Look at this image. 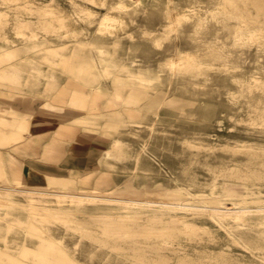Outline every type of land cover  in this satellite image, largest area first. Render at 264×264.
<instances>
[{
	"label": "rangeland",
	"instance_id": "obj_1",
	"mask_svg": "<svg viewBox=\"0 0 264 264\" xmlns=\"http://www.w3.org/2000/svg\"><path fill=\"white\" fill-rule=\"evenodd\" d=\"M26 1L0 0L8 37L0 38V186L16 202L0 205V264H140L100 244L101 232L95 243L40 209L79 216L109 198L57 202L53 193L21 190L125 198L117 189L127 184L154 188L152 202L130 201L129 211L181 214L209 229L175 230L159 250L168 264H264L260 212L248 211L247 224L229 233L210 218L264 205V32L241 36L264 29V0H49L66 16L56 32L42 29ZM106 13L110 21L100 24ZM20 18L32 20L36 37L15 34ZM241 19L247 26L235 37ZM176 46L198 56L173 73L164 60ZM76 87L87 102L66 101ZM61 88L64 97L56 96Z\"/></svg>",
	"mask_w": 264,
	"mask_h": 264
},
{
	"label": "bare ground",
	"instance_id": "obj_2",
	"mask_svg": "<svg viewBox=\"0 0 264 264\" xmlns=\"http://www.w3.org/2000/svg\"><path fill=\"white\" fill-rule=\"evenodd\" d=\"M54 1V0H53ZM74 3H77L76 1L72 0ZM94 1V0H91ZM51 1H41V4H33V2L26 1L22 4L23 7H26L29 11H37L40 15L38 18L39 23H41L42 29H44L46 32H56L57 27L64 26L66 22V16L61 13L60 10H57V6H52L50 4ZM228 5L231 7H235L236 4L233 0H227ZM34 5V6H33ZM7 13L0 10V21L6 18ZM47 15V16H45ZM179 17L178 15H176ZM180 16L186 17V14L181 13ZM243 18V17H242ZM110 15L108 13L103 14L100 17V24H107L110 21ZM242 24L237 25L235 27V30L233 31L235 37H248V38H257L261 35L262 32H264L263 28H259L258 31L253 32L251 30L244 31V33L237 34V30L240 29V27L246 28V22H244L241 19ZM112 24H109V26ZM24 28L29 29L28 32L24 30ZM237 29V30H236ZM14 32L16 35H20L22 37L28 38V37H36L38 33L32 28V20L27 18H20L17 20L14 26ZM239 31V30H238ZM240 33V32H239ZM263 34V33H262ZM0 38L7 39L6 32L2 29V25H0ZM217 38V37H216ZM176 52L173 54L168 55L164 63L168 64L170 68L172 69L173 73L181 72L184 69H188L192 66V63L190 60L196 58L198 55L195 52H188L183 51L177 46L175 47ZM200 63V62H196ZM177 69H181L180 71H177ZM258 75V74H257ZM260 78V77H259ZM246 81V80H245ZM52 88H54V85L50 84ZM63 87V86H61ZM64 89L61 88L60 92L58 91L56 96L64 97L67 95H64ZM85 91L81 88H74L73 91L70 93V98L66 101L69 102L72 105H79L82 102H87L88 95L83 94ZM120 93L115 94V98H120ZM59 102V101H58ZM91 103H93V99L90 100ZM264 110V109H263ZM15 138V137H14ZM13 138V139H14ZM2 140V139H0ZM13 141H6V143H10ZM120 143L114 142L112 143V148L119 149ZM256 146V145H255ZM7 147V146H6ZM258 147V146H256ZM248 148V147H247ZM251 148V147H249ZM259 149V148H258ZM118 154L121 155V153L118 151ZM230 167V166H229ZM249 173L254 174V171L251 170ZM249 175V174H246ZM245 178L244 176H242ZM248 177V176H247ZM145 188V190H144ZM144 188H137L131 186V184L125 185L123 188H118L117 191L118 194H121V192L127 191V196L125 198H120L119 196L111 195L106 196L102 193L100 194H81V193H72L67 191H51L44 189L42 187L35 188V187H23L21 190L30 192V193H39V194H55L56 197H58V201H64L65 196H73V197H84V198H96V199H110L111 202L109 203L106 208H103V210L99 212H86L82 213L79 216L71 211H59L60 209L56 208H40L43 210L49 211V213H55V215H49L51 218H58L60 219L64 225L65 228H70L75 231H78L80 234L86 235L89 237L93 242L98 241V237L96 236V233L99 231L102 235H104L106 238L100 239L99 243L108 246L110 248H113L116 251H122L125 253H128L134 262H138L140 264H168V256L162 255L159 253V250L163 247L168 246L169 244L173 243V236L175 230H180L184 233L192 234L193 236H200V234H209V229L194 220H192L189 217H186L185 215H174V216H160L156 214L151 213H140V212H134L129 211L128 206L130 205V201H147L152 202L153 200L150 199L149 192L153 191L154 188H148L147 186H144ZM157 189L164 190V188L159 187ZM183 187L179 186L177 190L180 192L182 191ZM247 189L248 186L246 185L245 192L240 194V199L242 203L247 202ZM89 191V190H88ZM91 192V191H89ZM113 200H117L118 204L120 206L118 207L122 211H115L113 209L114 203H112ZM251 201H257L254 199H251ZM81 202V200H72L71 203L73 204ZM14 202L13 199H11V192L8 191L3 186H0V205H11ZM129 205H128V204ZM62 210V209H61ZM75 210V208H74ZM260 212V217L257 219V222L264 226V205L258 206V207H248L243 206L237 211H235L233 214L228 216H210L211 219L216 221L222 228L227 232H231L234 229H241L244 225L247 224V212L248 211H256ZM42 221H45L48 219L47 217H40ZM52 220V219H51ZM230 221V222H229ZM57 222V221H56ZM48 223V222H47ZM232 223V224H230ZM51 225V224H50ZM219 226V227H220ZM68 230V229H67ZM107 238H110L111 240H108ZM147 250L153 251L155 254L153 256H147ZM186 260H184L183 257H181L178 261V264H184ZM226 264V263H224Z\"/></svg>",
	"mask_w": 264,
	"mask_h": 264
},
{
	"label": "crops",
	"instance_id": "obj_3",
	"mask_svg": "<svg viewBox=\"0 0 264 264\" xmlns=\"http://www.w3.org/2000/svg\"><path fill=\"white\" fill-rule=\"evenodd\" d=\"M51 93H53V92H51ZM51 93H50V94H51ZM0 102H3V101L1 100ZM3 103H4V102H3ZM11 107H12V106H11ZM12 109H16V110L18 111V113H20V111L22 110L21 108H18V107H12ZM28 112H29V109H27V108H23V113H28ZM21 121H25V119L22 118Z\"/></svg>",
	"mask_w": 264,
	"mask_h": 264
}]
</instances>
